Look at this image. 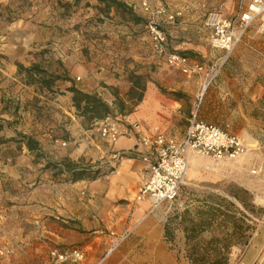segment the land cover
Returning a JSON list of instances; mask_svg holds the SVG:
<instances>
[{"label":"crops","instance_id":"0c3cea01","mask_svg":"<svg viewBox=\"0 0 264 264\" xmlns=\"http://www.w3.org/2000/svg\"><path fill=\"white\" fill-rule=\"evenodd\" d=\"M126 2L140 8V0ZM159 3L167 7L169 14L182 13L175 21L164 24L172 51L187 56L212 54L214 50H207L196 39L173 40L170 37L172 32H183L189 28L183 24L184 8L180 7V0H159ZM59 10L50 5L44 9L49 22H54L52 14ZM201 24L203 27V21ZM202 27L197 32L203 38L206 32ZM189 30L193 31L192 28ZM97 46L101 47L102 44L98 43ZM58 47L51 44L50 48L57 50L61 57L62 50ZM53 55L57 58V55ZM160 57H154V62L159 65L158 79L161 86L173 91L194 93L196 81L186 78ZM61 61L63 72H67L74 80H80L74 82L75 86L87 92L94 90L112 104L113 96L109 92L104 96L100 92V82L96 80L104 78L107 83L113 79L106 77L107 63L104 59H97V64L92 63L79 50L69 56L62 54ZM241 78H245L248 83L243 82L244 86L239 88L240 104L231 111V115L238 114L241 119L242 129L238 135L244 140L247 150L235 162H229L231 159L215 162L206 157L190 155L189 167L193 158L203 164L190 172L191 176L198 178V182L193 184L199 193L190 203L179 204L176 217L175 209L169 211L168 204L163 203L152 211L149 200L136 199L148 177V170L135 152V138L122 136L115 144L109 143L106 147L101 139L91 147L88 145L93 143L88 141L90 137H34L40 146L49 151L48 162L61 163L65 159L80 162L87 157L84 158L85 162L98 163L95 167L104 160L115 164H112L111 172L95 180L73 181L65 174L57 177L55 172L58 169L43 171V165L32 160L36 150H30L25 143L21 151L12 150V143L1 148L0 242H9L10 238L22 239L24 233L29 232L30 237L36 235L50 242L66 244L74 231L71 225V221H74L78 229L82 230V239H90L85 249L93 252L87 251V264H186L176 260L174 250L169 248L171 240L180 252L188 250L191 254L206 257L203 261L192 258L188 264L209 263L206 260L212 255L213 260L227 255V258H223L224 264H236L237 261L240 264H264V137L256 136V127L264 125L263 87L257 82V75L254 80H251L253 75ZM231 87H225L228 95L233 93ZM67 98L70 111L63 109L60 113L66 112L74 120L76 111L72 93ZM243 101L244 106L241 104ZM180 108L179 100L160 92L158 86L150 82L146 85L143 100L134 111L113 116V119L119 123L121 130L130 123L141 122L148 131L160 128L168 136L181 139L184 134H181V127L176 128L174 120ZM60 113V121L70 119ZM77 117L82 122L83 118ZM119 154L124 157L115 160L114 157ZM225 179L234 180L240 191L249 196L248 201H244L230 192L224 194L227 199L223 202H232L243 212L242 228L236 226L232 212L226 205L204 193L205 190H215V184L221 180L225 182ZM238 230H241V234L236 233ZM117 239L120 242L108 253L112 242ZM130 254L135 256L130 258Z\"/></svg>","mask_w":264,"mask_h":264},{"label":"rangeland","instance_id":"374dc122","mask_svg":"<svg viewBox=\"0 0 264 264\" xmlns=\"http://www.w3.org/2000/svg\"><path fill=\"white\" fill-rule=\"evenodd\" d=\"M124 1L126 2V0ZM180 1L182 4L180 7L184 8L183 24L188 25L189 28L183 32H172L173 35L170 37L179 41L188 38L189 40L196 39L207 50L214 51L205 56L191 55L189 57L207 65L214 62L222 64L218 77L205 95L200 109V117L206 122L238 134L242 129L241 119L238 114L231 115V111L240 104L238 100L239 88L244 86L243 82L248 83L245 78H241L242 76L249 78V75H253L251 80H254V76L257 75V82L263 87L262 106L264 110V30H260L257 26L251 27L243 36L242 41L228 54L210 45V32L202 27L201 21H204L205 14L213 9L224 11L229 16L235 15L241 0ZM48 5L53 9H60L59 12L52 14L54 22H49L46 18L44 9ZM128 5L132 7L133 13L145 18L138 6ZM201 27L206 32L203 38L197 32ZM190 28H192V32L189 30ZM98 43H101L102 46L98 47ZM37 44L39 45L37 46ZM51 44L59 46L58 48L62 50L61 57L58 56L57 50L50 48ZM24 48L26 49L23 53ZM79 50L92 63L97 64V59H104V62L107 63L106 77L113 79L107 83L104 82V78H96V80L100 82L99 86L102 87L100 92L104 96L107 92L113 96L112 104H110L113 108L115 107L113 102L116 100L114 94L127 99L126 94L131 86L129 78L132 73L148 76L150 80L146 85L153 82L158 86L160 92L164 93L162 91L164 89L167 91L164 94L180 101V112L176 114L174 120L176 128L181 127V134H184L194 107L199 81L196 78H190L197 83L194 85V93L177 90L183 93L181 97L171 94L176 91L161 86L158 79L159 65L154 62V57L159 55L152 50L145 23L135 22L129 13H124L116 8L107 9L97 0H0V149L8 147L12 143L14 145L12 150L21 151L24 143L22 134H26L38 143V150L34 149L36 153L32 159L33 162L42 164L43 171H50L53 168L46 166L50 163L48 162L49 151L46 147L45 149L40 146V142L34 137L39 139L47 137H82L84 139L90 137L88 141H93V143H88V145L91 147L102 139L98 132L99 124L90 123L84 118L81 119L82 122L79 121L76 109L75 115L72 113L75 116L74 120H71L68 113H60L63 109L68 110L70 106L67 95L71 92L67 90L68 87L74 82L80 81L70 78L67 72H63L62 54L65 53L69 56ZM53 54L57 55V58ZM160 58L162 60V57ZM19 63L25 67L38 64L48 73L59 74L68 79L58 80L55 83L54 91L40 88L38 84L28 83L27 74L24 70H20ZM230 77L231 79H229ZM228 86H232L233 92L229 95L225 88ZM89 92L93 93L94 90ZM241 104L244 106L245 101ZM114 110L113 116L120 114L116 107ZM59 113L70 119L60 121ZM256 136L264 137V125L256 127ZM103 143L105 147L109 145L104 140ZM84 158L87 159V157ZM84 158L82 159L85 161ZM2 160L0 156V161ZM237 160L239 158L231 159L229 162ZM92 164L98 163L92 162ZM110 167L113 168L112 164L104 160L100 166L95 168H100L106 175L111 172ZM194 182H198V178L190 175L189 167L177 202L164 203L168 204L169 211L175 209L174 217L177 216L176 213L181 202L190 203L192 198L197 197L199 192L196 185L193 184ZM213 188L215 190H205V195L226 205L227 209L232 212V219L236 226L242 228L243 212L232 202H223L227 199L224 194L230 192L244 201H248L249 196L240 191L234 180L225 179V182L221 180ZM71 222L74 231L71 232L69 242L66 244L50 242L48 239L36 235L30 237L29 232H25L22 239L10 238L9 242H0V264H87L85 258L87 251L93 252V250L85 249L90 239H82V230L78 229V225L74 221ZM236 233L241 234V230ZM127 240L121 244L122 247ZM118 242H120L119 239L112 244ZM171 242L172 244L169 242V248L174 250V256L179 262L188 264L192 258L194 260L201 259V261L206 258L205 255L191 254L188 250L180 252L176 243L173 240ZM53 248L60 250L77 248L84 251L85 256L83 260L79 261L57 262L51 254ZM99 248L101 247L99 246ZM133 256L135 254H130V258ZM224 257L227 258V255H223L221 259ZM213 258L214 255L208 256L206 261L209 263L203 264H213L216 261ZM236 264H240V262L237 261Z\"/></svg>","mask_w":264,"mask_h":264},{"label":"built area","instance_id":"2783aa9c","mask_svg":"<svg viewBox=\"0 0 264 264\" xmlns=\"http://www.w3.org/2000/svg\"><path fill=\"white\" fill-rule=\"evenodd\" d=\"M140 9L145 15V27L152 50L187 78L199 81L194 107L181 139L168 136L160 128L148 131L141 122L130 123L123 130L113 117H107L99 123L101 138L110 144H115L122 136L135 138V152L148 170V177L140 187L136 199L149 200L151 210L155 211L163 203H173L179 197L189 170L190 155L214 160L235 159L244 154L247 148L240 135L200 117L205 95L218 77L222 64L214 62L207 65L170 49L169 34L164 24L175 21L182 15L181 12L169 14L167 7L159 3V0H140ZM253 26L264 30V0H241L238 12L233 16L217 9L209 10L203 21V27L210 32V45L228 54ZM123 157L124 155L119 154L114 158L118 160ZM117 244L113 243L108 253ZM51 254L57 262L79 261L85 256L84 251L77 248H53Z\"/></svg>","mask_w":264,"mask_h":264},{"label":"trees","instance_id":"16d2710c","mask_svg":"<svg viewBox=\"0 0 264 264\" xmlns=\"http://www.w3.org/2000/svg\"><path fill=\"white\" fill-rule=\"evenodd\" d=\"M100 4L104 5L107 9L116 8L124 13H129L133 16L135 22L145 23L144 17L133 13L132 7H130L124 0H97ZM185 55V54H183ZM187 56V55H186ZM18 66L20 70H24L28 77V83L38 84L40 88H47L50 91H54L55 83L58 80H67V77H62L59 74L48 73L38 64H33L29 67H25L23 64L19 63ZM70 80V79H69ZM150 78L141 74L132 73L130 75V89L126 94L127 99L120 98L118 94H114L116 100L113 105L118 110V113L126 115L134 111L136 106L143 100L146 91V83ZM72 93L73 106L75 107L77 114L84 118L86 121L93 123L97 121H102L107 117H113L115 110L108 102H106L98 93L96 92H86L75 86L71 85L67 89ZM167 93L166 90H162ZM171 94L181 97L182 92L176 91ZM23 142L27 145L30 150H38V143L33 141L30 136L22 134ZM46 166H51L53 169H58L55 175L65 174L69 176V179L73 181L79 180H95L104 173L100 168H95V166L90 162L80 161L74 162L70 159H65L61 163H48ZM113 168L110 167V171ZM237 197V196H236ZM238 198V197H237ZM224 259L216 260L213 264H224Z\"/></svg>","mask_w":264,"mask_h":264},{"label":"bare ground","instance_id":"6f19581e","mask_svg":"<svg viewBox=\"0 0 264 264\" xmlns=\"http://www.w3.org/2000/svg\"><path fill=\"white\" fill-rule=\"evenodd\" d=\"M201 165L203 166L202 162H200L199 159L193 158V159L191 160L190 172L199 169V167H200Z\"/></svg>","mask_w":264,"mask_h":264}]
</instances>
